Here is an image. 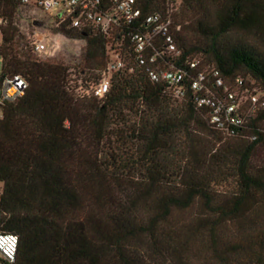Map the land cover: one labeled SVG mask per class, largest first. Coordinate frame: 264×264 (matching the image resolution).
<instances>
[{
	"label": "trees",
	"instance_id": "trees-1",
	"mask_svg": "<svg viewBox=\"0 0 264 264\" xmlns=\"http://www.w3.org/2000/svg\"><path fill=\"white\" fill-rule=\"evenodd\" d=\"M136 5L169 18L174 66L194 76L185 61L197 59L264 93V0ZM25 11L0 0V86L27 82L0 111V232L17 236L0 264H264V111L216 128L188 87L176 99L149 80L127 38L106 93L80 96L70 66L86 86L114 42L61 28L84 40L78 63L39 59L18 26Z\"/></svg>",
	"mask_w": 264,
	"mask_h": 264
},
{
	"label": "built area",
	"instance_id": "built-area-1",
	"mask_svg": "<svg viewBox=\"0 0 264 264\" xmlns=\"http://www.w3.org/2000/svg\"><path fill=\"white\" fill-rule=\"evenodd\" d=\"M17 3L32 15L29 21L33 29L23 34L30 51L38 58L51 56L56 37L71 38L61 28L73 30L81 37L98 32L114 42L115 48L112 42L106 45V60L98 79L88 81L82 91L78 81L76 88L80 92H75L80 96L101 98L106 93L111 74L125 67L119 46L127 38L134 61L146 67L149 80L164 83L167 92L176 99H181L188 87L197 106L209 109V123L216 128L230 132L243 127L258 111H264V93L241 78L226 81L212 65L197 70V59L185 61L187 67L196 69L194 76L188 75L180 68L182 66H174L172 61L179 50L169 18L158 13L142 14L136 0H111L110 3L101 0H17ZM36 24L45 30L37 31ZM26 87L27 82L21 75L4 77L0 86V111L5 103L22 96ZM16 245L15 234L0 232V258L12 262Z\"/></svg>",
	"mask_w": 264,
	"mask_h": 264
},
{
	"label": "rangeland",
	"instance_id": "rangeland-1",
	"mask_svg": "<svg viewBox=\"0 0 264 264\" xmlns=\"http://www.w3.org/2000/svg\"><path fill=\"white\" fill-rule=\"evenodd\" d=\"M24 10L26 11L21 13V16L23 18H21L18 23L19 29L22 32L33 29L29 21L32 15L27 9H24ZM36 26H37V29H36L37 31L43 32L45 30L41 28V26H39L38 24H36ZM55 40H57V43H54V47L52 48L54 49V51L52 52L51 56H42V58L40 57L39 59H59V60H62L67 65H71L72 63H78L80 54L84 48V40L80 38L64 39V38H59V37H56ZM52 42L53 41H49V43H52ZM68 71H69L68 72L69 74L67 75L68 84L77 85L79 81V76L76 74L75 69L70 66ZM80 86H81V91H82L84 86L82 85ZM75 90L80 92V90H78L77 88H75ZM0 117H1V113H0ZM225 188H227V186L224 185L222 189H225Z\"/></svg>",
	"mask_w": 264,
	"mask_h": 264
}]
</instances>
